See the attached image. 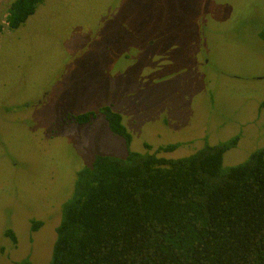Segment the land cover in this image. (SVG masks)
<instances>
[{"label": "rangeland", "instance_id": "rangeland-1", "mask_svg": "<svg viewBox=\"0 0 264 264\" xmlns=\"http://www.w3.org/2000/svg\"><path fill=\"white\" fill-rule=\"evenodd\" d=\"M12 1L0 0V264L49 263L95 155L179 143L159 152L177 158L237 135L226 168L264 147V0H43L9 29Z\"/></svg>", "mask_w": 264, "mask_h": 264}, {"label": "trees", "instance_id": "trees-1", "mask_svg": "<svg viewBox=\"0 0 264 264\" xmlns=\"http://www.w3.org/2000/svg\"><path fill=\"white\" fill-rule=\"evenodd\" d=\"M42 1H12L7 27L20 26ZM100 112L128 147L121 114L109 106ZM95 116L73 119L82 124ZM238 139L177 158L159 152L179 143L95 155L77 171L62 205L48 264H264V147L223 168V154ZM39 225L32 221V230ZM6 235L15 239L11 230Z\"/></svg>", "mask_w": 264, "mask_h": 264}, {"label": "flooded vegetation", "instance_id": "flooded-vegetation-1", "mask_svg": "<svg viewBox=\"0 0 264 264\" xmlns=\"http://www.w3.org/2000/svg\"><path fill=\"white\" fill-rule=\"evenodd\" d=\"M16 29V28H15Z\"/></svg>", "mask_w": 264, "mask_h": 264}]
</instances>
